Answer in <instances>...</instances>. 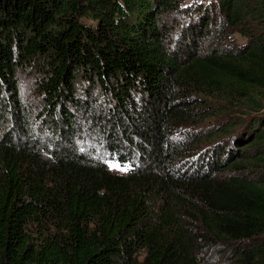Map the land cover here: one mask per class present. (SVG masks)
Listing matches in <instances>:
<instances>
[{
    "label": "trees",
    "instance_id": "16d2710c",
    "mask_svg": "<svg viewBox=\"0 0 264 264\" xmlns=\"http://www.w3.org/2000/svg\"><path fill=\"white\" fill-rule=\"evenodd\" d=\"M0 264H264V0H0Z\"/></svg>",
    "mask_w": 264,
    "mask_h": 264
},
{
    "label": "rangeland",
    "instance_id": "374dc122",
    "mask_svg": "<svg viewBox=\"0 0 264 264\" xmlns=\"http://www.w3.org/2000/svg\"><path fill=\"white\" fill-rule=\"evenodd\" d=\"M110 167H111V169L113 170V171H115V172H124V169L120 166V165H118V164H116V163H114V162H111L110 163Z\"/></svg>",
    "mask_w": 264,
    "mask_h": 264
}]
</instances>
